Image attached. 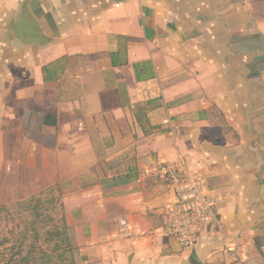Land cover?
Returning a JSON list of instances; mask_svg holds the SVG:
<instances>
[{"label": "crops", "instance_id": "1", "mask_svg": "<svg viewBox=\"0 0 264 264\" xmlns=\"http://www.w3.org/2000/svg\"><path fill=\"white\" fill-rule=\"evenodd\" d=\"M179 157L221 222L191 251ZM58 186L78 264H264V0H0V204Z\"/></svg>", "mask_w": 264, "mask_h": 264}, {"label": "built area", "instance_id": "2", "mask_svg": "<svg viewBox=\"0 0 264 264\" xmlns=\"http://www.w3.org/2000/svg\"><path fill=\"white\" fill-rule=\"evenodd\" d=\"M180 158L159 168L174 199L166 208L167 218L161 234L165 239L176 240L183 251H191L204 233L221 222L216 200L203 189L197 174L182 165ZM235 253L240 256L239 251ZM235 264L243 261L238 259Z\"/></svg>", "mask_w": 264, "mask_h": 264}, {"label": "rangeland", "instance_id": "3", "mask_svg": "<svg viewBox=\"0 0 264 264\" xmlns=\"http://www.w3.org/2000/svg\"><path fill=\"white\" fill-rule=\"evenodd\" d=\"M40 196L43 201L41 210L44 216L36 221V224H31L36 220L32 216L31 210L21 209L17 207V203L12 206L0 204V234L2 237L6 236L10 239L7 245L9 248L2 260L9 264L14 257L25 256L35 248L38 260L36 264H73L71 253L68 252L65 259H61L60 253L55 251L60 239L47 233L49 232L47 230H53L54 227L61 226L62 216L65 214L63 189L58 186L34 197L38 198ZM5 207L8 208V211L4 210ZM37 233H39L38 237H36ZM25 236L27 245H24L21 249L20 243ZM44 252H48L51 258L47 257ZM19 253H23V255H18Z\"/></svg>", "mask_w": 264, "mask_h": 264}, {"label": "trees", "instance_id": "4", "mask_svg": "<svg viewBox=\"0 0 264 264\" xmlns=\"http://www.w3.org/2000/svg\"><path fill=\"white\" fill-rule=\"evenodd\" d=\"M138 80H143L141 75H137ZM41 195V194H40ZM42 199L41 196L38 198L31 197L28 200H24L22 202L17 203V207L21 209H26V210H31L32 216L36 219L34 222L31 224H36V221H39L40 219L43 218L44 214L41 210L42 206ZM4 210L8 211V208H4ZM47 232L50 235H53L52 237L57 236L60 241L59 244L56 246L55 251H58L60 253L61 259H65V255L69 252L72 254V263L73 264H78L77 262V254H78V247L76 244V239L74 232L72 228L68 225L66 221L65 214L62 216L61 220V226H56L54 227L53 230H47ZM39 233H37L38 237ZM10 242V239L6 236H3L0 234V264H8V262H4L2 260L3 256H5V252H7L9 246L8 243ZM21 249L23 248L24 245H27V240L26 236L23 238L22 242L20 243ZM36 249L34 248L30 252H28L25 256H21L20 258H13L12 261L9 264H36L37 263V257H36ZM75 252V254H74ZM44 254L51 258L48 254V252H44ZM18 255H23V253H19ZM77 262V263H76Z\"/></svg>", "mask_w": 264, "mask_h": 264}, {"label": "water", "instance_id": "5", "mask_svg": "<svg viewBox=\"0 0 264 264\" xmlns=\"http://www.w3.org/2000/svg\"><path fill=\"white\" fill-rule=\"evenodd\" d=\"M18 36L27 45H44L47 43V38L30 12L28 1L24 2L22 7L21 20L18 25Z\"/></svg>", "mask_w": 264, "mask_h": 264}]
</instances>
